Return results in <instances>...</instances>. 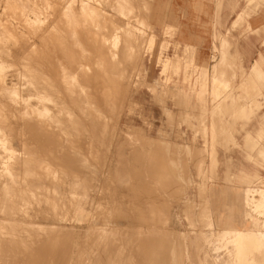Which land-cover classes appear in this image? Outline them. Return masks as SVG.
<instances>
[{"label":"rangeland","instance_id":"obj_1","mask_svg":"<svg viewBox=\"0 0 264 264\" xmlns=\"http://www.w3.org/2000/svg\"><path fill=\"white\" fill-rule=\"evenodd\" d=\"M82 1L0 0V170L11 165L15 172L19 171L20 182L13 184L14 189H20L18 191L8 185L10 195L9 190L5 188L7 192H4V186L0 185V189L11 196H2L0 190V214L3 213L0 219L10 222L12 216L17 218L11 224L6 222L9 226L5 225L6 230L4 227L0 232V264H148L150 248L156 244L159 252L153 257L154 264H178V228L188 237L190 264H199L195 252L198 242L199 249L204 253L208 249L218 260L211 259L208 264H236L241 258L238 246L256 239L247 236L239 243H231L232 235L219 237L218 233L221 229L238 228L241 216L237 208L239 204L243 209L240 197L246 189L251 190H247L246 197L252 199L247 207L254 213L253 223L259 216L258 225L253 229L264 230V212L259 202L264 196V154L257 163L236 158L241 167L252 169V174L243 182L235 183L240 186L236 198H228L229 185L234 184L227 180L229 160L221 157L222 165L215 167L216 158L212 154L228 152L222 140L227 134L207 133L206 126L214 122L213 127L219 130L226 129L227 124L219 121L217 111L206 107L212 106L208 101L219 103L232 97L225 93L233 92L234 71H238L239 62L226 55L223 42L219 49L214 48L213 63L208 56L204 61L197 60L196 51L189 47L185 48L182 61L178 57L177 21L174 15L153 12L158 0H89L87 7ZM261 3L262 0H258L249 4L259 6ZM245 16L238 22L243 23L252 15ZM157 24L164 29H156ZM119 76L124 85H120ZM94 90L102 92H98L101 95L98 99L102 100H98L97 109L85 103V96ZM237 92L238 106H251L249 110L257 115L255 120L264 121L258 116H264V101L258 95V88L247 85ZM256 101L262 103L258 113H255L259 105ZM26 125H30L29 128ZM27 131H30L28 135ZM185 131L187 133L183 134ZM5 146L15 153L5 150ZM14 155L17 158L14 159ZM16 159L19 163L13 165ZM214 167L220 178H225L221 179L222 192L226 193L222 197L213 175ZM5 177L6 181H11ZM189 197L199 203L191 210L187 204ZM7 198L15 202L11 199L13 203L9 200L12 204L5 206L9 202ZM12 207L17 208V215ZM214 207L222 210L217 217L224 224L219 227L212 224ZM11 208L13 213L8 212ZM178 213L182 223L178 222ZM43 215L50 219V226L45 227L47 224L40 219ZM126 218L132 219L130 224L126 223ZM21 221L35 222L39 229L22 231L26 228H19ZM71 227L75 229L72 231ZM262 234L259 241L263 244ZM246 258L253 260L249 254Z\"/></svg>","mask_w":264,"mask_h":264},{"label":"crops","instance_id":"obj_2","mask_svg":"<svg viewBox=\"0 0 264 264\" xmlns=\"http://www.w3.org/2000/svg\"><path fill=\"white\" fill-rule=\"evenodd\" d=\"M252 1L256 2L258 0H158V4L154 5L155 9L153 11L157 14H171L175 16L174 18L178 24V26H175V28L178 29V57L182 61L185 48L189 47L190 50L196 51V56L198 55L197 60L204 61L208 56L210 63H213L214 48L217 47L219 49V46L222 45L223 42V45L226 43V55H230V57L233 56L232 58L239 62L238 71H234V78L236 80L233 92L230 93L231 91H229L225 93V95H230L232 97L219 103H211V101H208L207 104L210 103L212 106L210 107V105H207L206 107V109L209 108L211 111H217L216 117H219V121L223 122V124H227V128L224 130L223 128L219 130L215 129L213 127L214 122L206 126L207 133L221 131L227 134L222 140L226 142L224 147L228 152L222 154L213 152L212 154L213 157L216 158L215 167L217 164L218 166L222 165V160L220 161L221 157H226L229 160L227 180L230 183H234L229 185V190L227 192V197L230 199L236 198L237 190L238 188L240 189V186L235 183L243 182L245 178H248L252 174V169L241 167V164L236 158L242 157L245 162L257 163L258 158H262L264 154V121L259 119L255 120L257 115L249 110L251 106L248 108L238 106L239 95L237 90L247 85L258 88V95L262 96V100L264 101V91L262 90L264 87V0H262L259 6L250 5L249 3ZM167 3H170V5H167ZM243 15H246L245 17L252 16L250 18H245L243 23L238 22V19H241ZM237 22L240 23L238 26H236ZM156 29H164V27H162L161 24H157ZM223 60L226 59L224 58ZM194 61L196 60L194 59ZM237 77L241 78V80L238 81ZM256 102L259 105L256 106L255 109H257V111L255 113H258L259 110H261L262 103H260V101ZM258 116L264 118L263 114ZM210 117H212V112ZM253 124L256 125V127L251 128L250 126ZM193 125L196 127L197 123ZM240 125H243V128L239 127ZM185 133L187 132H183V134ZM209 140L210 139H208V141ZM215 167L213 175L217 180L218 193L221 196L224 194V192H222L224 184L221 183V179L225 178H220ZM247 190L250 189L244 190L243 195L240 197L243 209L239 204L237 208L241 216L238 217V228L221 229L218 234L220 237L226 232L229 234L240 233L243 238H247L248 236L251 239L254 236L256 240L258 239V242L254 240L256 244L255 247H253L254 245L251 242L239 246L241 258L236 264H246V257L248 254L252 255L253 264H264V243L262 244V242L259 241V235L264 233V230L256 231L253 229L254 213L251 211V207H247L248 201H250V197H246ZM187 202L190 210L194 205H199L198 202L192 201L190 197ZM212 204L216 205L218 203ZM208 211L209 209L207 213ZM221 213L222 210L217 207L211 210V214L215 216V218L211 219L213 226L219 227L224 224L223 221L217 217ZM178 222L182 223L179 213ZM194 222H198V220H194ZM208 222L210 221L208 220ZM197 233L199 235L198 230ZM187 241L188 237L182 234L178 228V264H190L189 260L191 255L188 251V246L190 244ZM195 252L199 264H204V262L208 264L211 259H213L214 262L218 261L215 254L210 253L208 249H206L205 253L199 249V242L197 243ZM199 254L200 257H198ZM204 254H206V257L203 256Z\"/></svg>","mask_w":264,"mask_h":264},{"label":"bare ground","instance_id":"obj_3","mask_svg":"<svg viewBox=\"0 0 264 264\" xmlns=\"http://www.w3.org/2000/svg\"><path fill=\"white\" fill-rule=\"evenodd\" d=\"M16 1H17V0H16ZM81 1H82V0H81ZM13 2H15V1H13ZM7 3H8V2H7ZM82 3L87 7V4H89L90 2H89V0H83ZM17 4H18V3H17ZM23 4H24V3H23ZM11 5H12V4H11ZM42 5H43V4H42ZM7 6H8V5H7ZM20 6H21V5H20ZM36 7H37V6H36ZM8 8H9V7H8ZM14 8H15V7H14ZM36 9H37V8H36ZM80 9H81V8H80ZM15 10H16V9H15ZM95 10H96V9H95ZM85 11H86V10H85ZM89 11H90V10H89ZM25 13H26V12H25ZM29 13H30V12H29ZM33 13H34V12H33ZM94 13H95V11H94ZM96 13H97V12H96ZM22 16H23V15H22ZM31 16H32V15H31ZM35 16H36V15H35ZM35 19H36V18H35ZM84 19H85V18H84ZM30 20H31V19H30ZM37 20H38V19H37ZM25 21H26V20H25ZM86 21H87V20H86ZM17 22H18V21H17ZM33 22H35V21L33 20ZM3 26H4V25H3ZM26 26H27V25H26ZM14 27H15V25H14ZM10 28H11V27H10ZM2 30H4V29H2ZM35 32H36V31H35ZM71 32H72V31H71ZM76 32H77V31H76ZM2 33H4V32H2ZM5 33H6V32H5ZM8 33H9V32H8ZM11 33H12V32H11ZM32 33H33V32H32ZM14 34H15V33H14ZM23 34H24V33H23ZM23 34H22V35H23ZM5 35H6V34H5ZM7 35H8V34H7ZM12 35H13V34H12ZM12 35H11V36H12ZM68 35H69V34H68ZM13 36H14V35H13ZM70 36H71V35H70ZM78 36H79V35H78ZM5 37H6V40H7V36H5ZM5 37H4V38H5ZM11 38H12V37H11ZM14 38H16V37H14ZM2 39H3V38H2ZM75 39H76V38H75ZM4 41H5V40H4ZM23 41H24V40H23ZM26 41H27V40H26ZM76 41H77V40H76ZM5 42H6V41H5ZM0 43H1V42H0ZM11 43H12V42H11ZM17 43H18V42H17ZM62 43H63V42H62ZM28 45H29V44H28ZM0 46H1V45H0ZM63 46H64V45H63ZM3 47H4V46H3ZM10 48H11V47H10ZM1 50H2V49H1ZM8 51H9V50H8ZM14 51H15V50H14ZM28 51H29V50H28ZM30 51H31V50H30ZM30 53H31V52H30ZM77 58H78V57H77ZM64 59H65V58H64ZM74 59H75V58H74ZM80 60H81V58H80ZM218 60H219V59H218ZM83 61H84V60H83ZM219 61H220V60H219ZM2 63H3V62H2ZM24 64H25V63H24ZM28 64H29V63H28ZM2 65H3V64H2ZM30 65H31V63H30ZM6 67H7V66H6ZM6 67H5V68H6ZM22 67H23V66H22ZM32 67H33V66H32ZM34 68H35V67H34ZM80 68H81V67H80ZM82 68H83V67H82ZM215 69H216V68H215ZM65 70H66V69H65ZM77 70H78V69H77ZM83 70H84V69H83ZM67 71H68V70H67ZM63 72H64V71H63ZM30 73H31V72H30ZM19 74H20V73H19ZM25 74H27V73H25ZM33 74H34V73H33ZM45 74H46V73H45ZM54 74H55V73H54ZM29 75H30V74H29ZM47 75H48V74H47ZM85 75H87V74H85ZM4 76H5V75H4ZM26 76H27V75H26ZM26 76H25V77H26ZM67 76H68V75H67ZM241 76H242V75H241ZM65 77H66V76H65ZM88 77H90V76H88ZM88 77H87V78H88ZM91 77H92V76H91ZM101 77H102V76H101ZM103 77H104V76H103ZM119 77H120V76H119ZM122 77H123V76H122ZM231 77H232V76H231ZM57 78H58V77H57ZM57 78H56V79H57ZM60 78H61V76H60ZM72 78H73V77H72ZM87 78H86L85 82L87 81ZM95 78L97 79V77H95ZM37 79H38V78H37ZM63 79H64V78H63ZM99 79H100V78H99ZM102 79H103V78H102ZM109 79H110V78H109ZM119 79L122 80V82H121L120 85H124V84H122V83H123V78L120 77ZM65 80H66V78H65ZM65 80H64V81H65ZM78 80H79V79H78ZM104 80H105V79H104ZM116 80H118V79H116ZM69 81H70V80H69ZM101 81H102V80H101ZM39 82H40V81H39ZM55 82H56V81H55ZM88 82H89V81H88ZM95 82H96V80H95ZM111 82H112V81H111ZM41 83H42V82H41ZM66 83H67V82H66ZM70 83H71V82H70ZM89 83H90V82H89ZM92 83H94V82L92 81ZM103 83H104V82H103ZM106 83H107V82H106ZM119 83H120V81L117 83V84H118V87L121 88L122 86H120ZM62 84H63V83H62ZM77 84H79V82H78ZM82 84H83V83H82ZM84 84H85V83H84ZM96 84H97V83H96ZM113 84H114V83H113ZM115 84H116V82H115ZM117 84H116V85H117ZM245 84H246V83H245ZM37 85H38V84H37ZM63 85H64V84H63ZM68 85H69V84H68ZM72 85H73V84H72ZM79 85H80V84H79ZM93 85H95V84H93ZM109 85H110V84H109ZM111 85H112V84H111ZM44 86H45V85H44ZM47 86H48V85H47ZM66 86H67V85H66ZM82 86H83V85H82ZM89 86H90V85H89ZM100 86H101V85H100ZM114 86H115V85H114ZM38 87H39V86H38ZM74 87H75V86H74ZM90 87H91V86H90ZM98 87H99V86H98ZM42 88H43V87H42ZM42 88H41V89H42ZM62 88H63V87H62ZM76 88H77V86H76ZM81 88H82V87H81ZM104 88H105V87H103V89H104ZM111 88H112V87H111ZM115 88H116V87H115ZM5 89H6V88H5ZM41 89H40V91H42ZM43 89H44V88H43ZM93 89H94V88H93ZM109 89H110V88H109ZM37 90H38V89H37ZM53 90H54V89H53ZM67 90H68V89H67ZM69 90H70V89H69ZM73 90H74V89H73ZM77 90H78V89H77ZM83 90H84V89H83ZM91 90H92V88H91ZM95 90H96V89H95ZM95 90H94V91H95ZM105 90H106V89H105ZM107 90H108V89H107ZM112 90H113V89H112ZM116 90L118 91V89H116ZM5 91H6V90H5ZM38 91H39V90H38ZM38 91H37V92H38ZM40 91H39V92H40ZM71 91H72V88H71ZM85 91H86V90H85ZM85 91H84V93H86ZM94 91L92 92L94 95H93L92 93H90V91L88 92V93H90V94L87 93L88 95H86V94H85L86 96L84 95V96H85V103H87V105H89L91 108H93V109H97V103H98V100H100V99L102 100V98L98 99V96H99V95H98V92H99V91H95V92H94ZM113 91H114V94H115V89H114ZM16 92H17V91H16ZM44 92H45V91H44ZM69 92H70V91H69ZM72 92H73V91H72ZM79 92H80V91H79ZM100 92H101V91H100ZM100 92H99V94H102V92H101V93H100ZM49 93H50V92H49ZM54 93H55V92H53V94H54ZM105 93H106V92H105ZM4 94H5V93H4ZM12 94H13V93H12ZM43 94H44V93H43ZM65 94H66V93H65ZM70 94H71V93H70ZM114 94H113V95H114ZM2 95H3V94H2ZM40 95H41V93H40ZM57 95H58V94H57ZM105 95H106V94H105ZM115 95H116V94H115ZM3 96H4V95H3ZM5 96H6V95H5ZM42 96H43V95H42ZM100 96H101V95H100ZM100 96H99V97H100ZM117 96H118V95H116L115 97H117ZM44 97L46 98V97H48V96H44ZM64 97H65V96H64ZM16 98H17V97H16ZM40 98H42V97H40ZM49 98H50V97H49ZM50 99H51V98H50ZM64 99H65V98H64ZM77 99H78V98H77ZM58 100H59V99H58ZM61 100H62V98H61ZM83 100H84V99H83ZM83 100H82V101H83ZM205 100H206V99H205ZM79 101H80V100H79ZM53 102H54V101H53ZM53 102H52V103H53ZM63 102H64V101H63ZM70 102H71V101H70ZM104 102H105V101H104ZM111 102H112V101H111ZM16 103H17V102H16ZM61 103H62V102H61ZM83 103H84V101H83ZM105 103H106V102H105ZM11 104H12V103H11ZM14 104H15V103H14ZM109 104H110V103H109ZM55 105H56V104H55ZM55 105H54V106H55ZM68 105H69V104H68ZM68 105H67V106H68ZM70 105H71V104H70ZM15 106H16V105H15ZM68 107H69V106H68ZM98 107H100V106L98 105ZM26 108H28V107H26ZM0 110H1V109H0ZM16 110H17V109H16ZM26 110H27V109H26ZM71 110H72V109H71ZM87 110L89 111V109H87ZM87 110H86V111H87ZM7 111H8V110H7ZM88 111H87V112H88ZM95 111H96V110H95ZM15 112H17V111H15ZM15 112H13V113H15ZM27 112H28V111H27ZM67 112H69V111H67ZM87 112H86V113H87ZM91 112H92V111H91ZM96 112H97V111H96ZM98 112H99V109H98ZM119 112H120V111H119ZM10 113H11V112H10ZM29 113H30V112H29ZM61 113H62V112H61ZM32 114H33V113H32ZM47 114H48V113H47ZM68 114H69V113H68ZM68 114H67V115H68ZM96 114H97V113H96ZM5 115H6V114H5ZM17 115H19V114H17ZM64 115H65V114H64ZM79 115H80V114H79ZM85 115H86L88 118H90V117L92 118V116H88V115H91L90 112H89L88 115H87V114H85ZM85 115H84V116H85ZM70 116H71V115H70ZM84 116H83V117H84ZM86 116H85V118H86ZM32 117H33V116H32ZM36 117H37V116H36ZM36 117H35V118H36ZM65 117H68V116H65ZM74 117H75V116H74ZM76 117H77V116H76ZM78 117H79V116H78ZM78 117H77V118H78ZM80 117H81V116H80ZM6 118H7V116H6ZM8 118H9V117H8ZM11 118H12V116H11ZM52 118H53V117H52ZM85 118H83V119H85ZM93 118H94V117H93ZM4 119H5V118H4ZM24 119H25V118H24ZM30 119H31V118H30ZM37 119H38V118H37ZM41 119H42V118H41ZM79 119H80V118H79ZM83 119H82V120H83ZM86 119H87V118H86ZM86 119H85V120H86ZM171 119H172V118H171ZM21 120H22V119H21ZM38 120H39V119H38ZM80 120H81V119H80ZM87 120H88V119H87ZM5 121L7 122V120H5ZM8 121H9V120H8ZM54 121H55V120H54ZM59 121H60V120H59ZM70 121H71V120H70ZM14 122H15V121H14ZM40 122H41V121H40ZM57 122H58V121H57ZM86 122H87V121H86ZM9 123H10V122H9ZM9 123H8V124H9ZM24 123H25V122H24ZM26 123H27V122H26ZM26 123H25V124H26ZM32 123H33V121H32ZM62 123H63V122H62ZM82 123H83V122H82ZM17 124H18V122H17ZM37 124H38V123H37ZM43 124H45V123H43ZM43 124H42V125H43ZM85 124H86V123H85ZM34 125H35V123H34ZM38 125H39V124H38ZM46 125H47V124H46ZM2 126H3V125H2ZM22 126H24V124H23ZM28 126H30V125H28ZM28 126L26 125L25 127H28ZM44 126H45V125H44ZM8 127H9V126H8ZM33 127H36V126H33ZM58 127H59V126H58ZM15 128H16V127H15ZM28 128H29V127H28ZM28 128H27V129H28ZM39 128H40V127H39ZM8 129H9V128H8ZM11 129H12V128H11ZM13 129H14V128H13ZM24 129H26V128H24ZM31 129H32V128H31ZM2 130H3V129H2ZM15 130H16V129H15ZM28 130H29V129H28ZM38 130H39V129H38ZM223 130H224V128H223ZM6 131H7V130H6ZM11 131H12V130H11ZM17 131H18V130H17ZM17 131H16V133H17ZM36 131H37V129H36ZM36 131H35V132H36ZM39 131H40V130H39ZM39 131H38V132H39ZM42 131H43V130H42ZM45 131H46V130H45ZM47 131H48V130H47ZM49 131H50V130H49ZM12 132H13V131H12ZM12 132H11V134H12ZM18 132H19V131H18ZM25 132H26V130H25ZM28 132H30V131H27V135H28ZM38 132H37V133H38ZM84 132H85V131H84ZM96 132H97V131H96ZM227 132H228V131H227ZM13 133H15V132H13ZM23 133H24V132H23ZM41 133H42V132H41ZM48 133H49V132H48ZM50 133H51V132H50ZM52 133H53V132H52ZM52 133H51V134H52ZM63 133H64V132H63ZM24 134H25V133H24ZM39 134H40V133H39ZM39 134H38V135H39ZM44 134H45V133H44ZM54 134H55V133H54ZM13 135H14V134H13ZM15 135H16V134H15ZM33 135H34V134H33ZM89 135H90V133H89ZM39 136H40V135H39ZM39 136H37V137H39ZM41 136H42V135H41ZM43 136H44V135H43ZM53 136H54V135H53ZM58 136H59V135H58ZM0 137H1V136H0ZM94 137H95V136H94ZM22 138H23V137H22ZM48 138H49V137H48ZM27 139H28V138H27ZM42 139H43V138H41L40 142L42 141ZM66 139H67V138H66ZM66 139H65V140H66ZM37 140H38V139H37ZM47 140H48V139H47ZM71 140H72V139H71ZM32 141H33V140H32ZM49 141H50V140H49ZM55 141H56V140H55ZM60 141H61V140H60ZM5 142H6V141H5ZM9 142H10V141H9ZM30 142H31V141H30ZM6 143H7V142H6ZM45 143H46V142H45ZM8 144H10V143H8ZM29 145H30V144H29ZM12 146H13V145H12ZM50 146H51V145H50ZM13 147H14V146H13ZM65 147H67V146H65ZM65 147H64V148H65ZM9 148H10V147H9ZM4 149L10 151L11 153H15V150H13L12 148L8 149L7 146H5ZM33 149H34V148H33ZM66 149H67V148H66ZM40 150H41V149H40ZM50 150H51V149H50ZM73 150H74V149H73ZM25 151H26V150H25ZM69 151H70V150H69ZM37 152H38V150H37ZM70 152H71V151H70ZM30 153H31V151H30ZM67 153H68V152H67ZM36 154H37V153H36ZM39 154H40V153H39ZM47 154H48V153H47ZM64 154H65V153H64ZM70 154H71V153H70ZM73 154H74V153H73ZM9 155H10V154H9ZM27 155H28V154H27ZM34 155H35V154H34ZM14 156H15V155H14ZM25 156H26V155H25ZM28 156H29V155H28ZM9 157H10V156H9ZM23 157H24V156H23ZM23 157H22V158H23ZM29 157H30V156H29ZM49 157H50V156H49ZM49 157H48V159H49ZM51 157H52V156H51ZM71 157H72V156H71ZM0 158H1V157H0ZM15 158H17V157L15 156L14 159H15ZM25 158H26V161H27V157H25ZM41 158H42V157H41ZM55 158H58V156L55 157ZM1 159H2V158H1ZM3 159H4V158H3ZM7 159H8V157H7ZM11 159L13 160V157H12ZM11 159H10V160H11ZM45 159H46V158H45ZM70 159H71V158H70ZM16 160H17V159H16ZM29 160H30V159H29ZM58 160H59V159H58ZM0 161H1V160H0ZM2 161H3V160H2ZM26 161H25V162H26ZM35 161H36V160H35ZM38 161H39V160H38ZM42 161H43V160H42ZM45 161H46V160H45ZM50 161H51V160H50ZM55 161H56V160H55ZM59 161H60V160H59ZM87 161H88V160H87ZM13 162H14V161H13ZM13 162H10V163H13ZM28 162H31V161H28ZM28 162H27V164H30V163H28ZM80 162H81V161H80ZM119 162H120V161H119ZM0 163H1V162H0ZM5 163H6V162H5ZM15 163H16V164L19 163L18 160L15 161V162L13 163V165H14ZM20 163H21V162H20ZM22 163L24 164V162H22ZM38 163H39V162H38ZM56 163H57V162H56ZM84 163H85V162H84ZM27 164L25 163V166H26ZM31 164H32V163H31ZM39 164H40V163H39ZM41 164H42V166H44L43 163H41ZM41 164H40V165H41ZM54 164H55V163H54ZM79 164H80V163H79ZM33 165H34V164H33ZM40 165H39V166H40ZM50 165H53V164H50ZM59 165H60V164H59ZM64 165H65V164H64ZM74 165H75V164H74ZM125 165H126V164H125ZM2 166H3V164H2ZM10 166H11V165H10ZM10 166H9V168L2 169V171L0 170L1 172H3V173L0 172V183H1L0 185H3V186H4V192H7L6 189H8V190L10 189L9 186H12L13 184H16V185H17V183L19 182V180H18V176H19L18 173H19V171H18V173H17V171L15 172V170H13V168H10ZM47 166H49V165H47ZM56 166H57V165H56ZM61 166H62V165H61ZM81 166H82V165H81ZM27 167H29V166H27ZM30 167H31V166H30ZM163 167H164V166H163ZM22 168H23V167H21V169H22ZM41 168H42V167H41ZM48 168H49V167H48ZM52 168H54V167H52ZM64 168H65V167H64ZM67 168H68V167H67ZM17 169H18V168H17ZM17 169H16V170H17ZM39 170H40V168H39ZM54 170H55V169H54ZM61 170H62V169H61ZM69 170H70V169H69ZM27 171H28V170H27ZM40 171H41V170H40ZM47 171H49V170H47ZM59 171H60V170H59ZM67 171H68V170H67ZM117 171H118V170H117ZM182 171H183V170H182ZM62 172H63V171H62ZM69 172H70V171H69ZM165 172H166V171H165ZM21 173H22V172H21ZM39 173H40V172H39ZM43 173H44V172H43ZM49 173H50V172H49ZM71 173H72V172H71ZM91 173H92V172H91ZM4 174L7 176V178H8V177L10 178V180H11L10 182H9V181H6V177H5ZM23 174H24V173H23ZM29 174H30V173H29ZM33 174H36V172H34ZM75 174H76V173H75ZM44 175H45V174H44ZM44 175H43V176H44ZM55 175H56V174H55ZM62 175H63V173H62ZM118 175H119V174H118ZM183 175H185V174H183ZM2 176L5 177V179H4ZM24 177H25V176H24ZM33 177H34V176H33ZM185 177H186V176H185ZM43 178H44V177H43ZM72 178H73V177H72ZM97 178H98V177H97ZM24 179H25V178H24ZM33 179H34V178H33ZM38 179H39V178H38ZM74 179L76 180V178H74ZM20 180H21V179H20ZM49 180H50V179H49ZM40 181H42V180H40ZM43 181H44V179H43ZM159 181H160V180H159ZM24 182H25V181H24ZM45 182H46V181H45ZM52 182H53V180H52ZM75 182H76V181H75ZM19 183H20V182H19ZM19 183H18V184H19ZM47 183H48V182H47ZM61 183H62V182H60V184H61ZM156 183H157V182H156ZM9 184H10V185H9ZM26 184H27V182H26ZM56 184H57V183H56ZM62 184H63V183H62ZM8 185H9V186H8ZM16 185H15V186H16ZM30 185H31V184H30ZM40 185H41V184H40ZM44 185H45V184H44ZM46 185H47V184H46ZM69 185H71V184H69ZM69 185H68V186H69ZM82 185H83V183H82ZM3 186H2V187H3ZM5 186H7L8 188L5 187ZM15 186L13 185L12 188L14 189ZM27 186H28V185H27ZM53 186H54V185H53ZM56 186H57V185H56ZM74 186H75V185H74ZM44 187H46V186H43V188H44ZM49 187H50V186H49ZM51 187H52V186H51ZM100 187H101V186H100ZM159 187H160V186H159ZM0 188H1V187H0ZM5 188H6V189H5ZM16 188H17V187H16ZM16 188L14 189V191L17 190ZM21 188H23V187H21ZM40 188H41V187H40ZM68 188H69V187H68ZM13 189H11V190L13 191ZM24 189H26V188H24ZM72 189H73V188H72ZM0 190H2L1 192H3V189H0ZM18 190H20V189H18ZM18 190H17V191H18ZM35 190H36V189H35ZM37 190H38V188H37ZM37 190H36V191H37ZM49 190H50V188H49ZM55 190H56V189H55ZM58 190H59V188H58ZM70 190H71V189H70ZM75 190H76V189H75ZM99 190H100V189H99ZM17 191H16V193H17ZM25 191H27V190H25ZM89 191H90V190H89ZM1 192H0V194H1ZM4 192L2 193V196L5 194ZM27 192H28V191H27ZM37 192H38V191H37ZM56 192H57V191H56ZM66 192H68V191H66ZM84 192H85V191H84ZM87 192H88V191H87ZM11 193H12V192H11ZM11 193H10V190H9V195H10ZM32 193H33V192H32ZM41 193H42V192H41ZM47 193H48V192H47ZM47 193H46V194H47ZM53 193H54V192H53ZM58 193H59V192H58ZM82 193H83V192H82ZM6 194H7V193H6ZM6 194H5L4 196H6ZM33 194H34V193H33ZM44 194H45V193H44ZM46 194H45V195H46ZM68 194H69V193H68ZM187 194H188V193H187ZM7 195H8V194H7ZM9 195H8V196H9ZM38 195H39V194H38ZM41 195H42V194H41ZM54 195H55V193H54ZM127 195H129V194L127 193ZM2 196L0 195L1 198H2ZM12 196H13V194H12ZM15 196H17V195H15ZM18 196H19V195H18ZM23 196H24V195H23ZM36 196H37V195H36ZM43 196H44V195H43ZM68 196H69V195H68ZM9 197H11V196H9ZM26 197H27V195H26ZM39 197H40V196H39ZM59 197H60V196H59ZM13 198H15V197L13 196ZM50 198H52V197H50ZM54 198H55V197H54ZM57 198H58V196H57ZM80 198H81V197H80ZM88 198H89V197H88ZM11 199H12V198H10L9 200L11 201ZM52 199H53V198H52ZM63 199H64V198H63ZM3 200H4V197H3ZM5 200H6V199H5ZM7 200H8V198H7ZM7 200H6V201H7ZM9 200H8V201H9ZM14 200H16V203H17V198H15ZM20 200H21V199H20ZM27 200H28V199H27ZM33 200H34V198H33ZM47 200H48V199H47ZM250 200H252V199H250ZM10 201H9V202H6V203H5V206H6V204H9ZM12 201H13V199H12ZM12 201H11V202H12ZM89 201H90V200H89ZM1 202H2V199H1ZM13 202H15V201H13ZM13 202H12V203H13ZM20 202H21V201H20ZM20 202H19V204H20ZM99 202H100V201H99ZM259 202H260V204L262 205V209H263V212H264V196H262V200L259 201ZM3 203H4V201L2 202V204H3ZM12 203H10V204H12ZM16 203H15V204H16ZM64 203H65V202H64ZM75 203H76V202H75ZM83 203H84V202H83ZM19 204H17V205H19ZM24 204H25V203H24ZM0 205H1V204H0ZM22 205H23V204H22ZM30 205H31V204H30ZM30 205H29V206H30ZM49 205H50V204H49ZM60 205H61V204H60ZM77 205H78V203H77ZM166 205H167V204H166ZM31 206H32V205H31ZM63 206H64V204H63ZM65 206H67V205H65ZM82 206H83V205H82ZM1 207L3 208L4 206H1ZM21 207H22V206H21ZM21 207H20V208H21ZM45 207H46V206H45ZM50 207H51V206H50ZM4 208H5V207H4ZM12 208L14 209L15 207H12ZM12 208H11V210H9L8 212L11 211V212L13 213ZM17 208H18V206H17ZM17 208H15L16 215H17ZM41 208H42V207H41ZM148 208H149V207H148ZM7 209H8V208H7ZM7 209H5V210H7ZM21 209H22V208H21ZM21 209H20V210H21ZM56 209H57V208H56ZM112 209H113V208H112ZM118 209H119V208H118ZM143 209H144V208H143ZM146 209H147V208H146ZM157 209H158V208H157ZM157 209H156V210H157ZM0 210H1V209H0ZM23 210H24V209H23ZM28 210H29V209H28ZM41 210H42V209H41ZM46 210H47V209H46ZM95 210H96V209H95ZM160 210H161V209H160ZM206 210H207V209H206ZM15 211H14V212H15ZM18 211H19V210H18ZM25 211H26V210H25ZM34 211H35V209H34ZM43 211H44V210H43ZM2 212H3V211H1V213H2ZM5 212H6V211H5ZM26 212H27V211H26ZM57 212H58V211H57ZM57 212H56V213H57ZM62 212H63V211H62ZM147 212H148V210H147ZM161 212H162V211H161ZM12 213H10V215H12ZM30 213H31V212H30ZM32 213H34V212H32ZM149 213H150V212H149ZM157 213H158V212H157ZM2 214H3V213H2ZM2 214H0V215H2ZM8 214H9V213H8ZM18 214H19V213H18ZM21 214H22V213H21ZM36 214H37V213H36ZM61 214H62V213H61ZM131 214H132V213H131ZM145 214H146V213H145ZM5 215L7 216V213H6ZM5 215H4V216H5ZM10 215H9V216H10ZM24 215H25V214H24ZM32 215H33V214H32ZM38 215H39V214H38ZM50 215H51V214H50ZM55 215H56V214H55ZM62 215H63V214H62ZM159 215H161V214L159 213ZM167 215H168V214H167ZM6 216H5V217H6ZM132 216H133V215H132ZM12 217H13V219L16 218L15 215L12 216ZM19 217H20V216H19ZM19 217H18V218H19ZM258 217H259V216H258ZM258 217H256L255 222L252 224L253 226H257V225H258V223H257V221H256V220L258 219ZM2 218H3V216H2ZM7 218H8V217H7ZM9 218H10V217H9ZM167 218H168V217H167ZM3 219H4V218H3ZM10 219H12V218H10ZM13 219H12V220H13ZM16 219H17V218H16ZM40 219L42 220V222H44V223L47 224L45 227H48V226L51 225L50 222H49L50 219H49L47 216H44V215H43ZM55 219H56V218H55ZM60 219H61V218H60ZM104 219H107V217H105ZM152 219H153V218H152ZM162 219H163V218H162ZM12 220H11V221H12ZM108 220H109V219H108ZM131 220H132V219H128V218L125 219V221H126L127 224H130V221H131ZM145 220H146V219H145ZM147 220H148V219H147ZM149 220H150V219H149ZM11 221L9 222L8 219H7V220H5V219L2 220V219H0V232L3 231L5 225H6V226H9V225L6 224V222L9 223V224H11V223L14 222V221H12V222H11ZM140 221H141V220H140ZM83 222H84V221H83ZM109 222H110V221H109ZM142 222H143V221H142ZM148 222L150 223V221H148ZM143 223H144V222H143ZM145 223H147V222H145ZM151 223H152V222H151ZM153 223H154V221H153ZM205 223H206V222H205ZM207 223H208V222H207ZM17 224H18V222H17ZM12 225H13V224H12ZM19 225H20L19 228H20L21 226H23L24 228H26V229H23L22 231L27 230V229H29V230H33V229H35V228H36L35 230H38V229H39V228L37 229V227H35V226L38 225V224H36L35 222H31V221H29V222H22V221H21V222L19 223ZM42 225H43V224H42ZM118 225H119V224H118ZM147 225H148V224H147ZM162 225H163V224H162ZM14 226H16V225H14ZM157 226H158V225H157ZM12 227H13V226H12ZM16 227H17V226H16ZM16 227H15V228H16ZM34 227H35V228H34ZM39 227H42V226H39ZM45 227H43V228H45ZM62 227H63V226H62ZM9 228L12 230L11 227H9ZM15 228L13 227V230H14ZM17 228H18V227H17ZM43 228H42V229H43ZM52 228H53V227H52ZM52 228H50V229H52ZM58 228H59V227H58ZM63 228H64V227H63ZM7 229H8V227H7ZM71 229H72V231H73V229H75V227H71ZM123 229H124V228H123ZM127 229H128V228H127ZM132 229H133V228H132ZM5 230H6V227H5ZM5 230H4V232H6ZM8 230H9V229H8ZM52 230H53V229H52ZM65 230H66V229H65ZM153 230H154V229H153ZM14 231H15V232H17V231L19 232V230H17V231L14 230ZM14 231H13V233L15 234ZM45 231H46V230H45ZM56 231H57V230H56ZM58 231H59V230H58ZM114 231H116V230H114ZM10 232H11V231H10ZM32 232H34V231H32ZM32 232H31V235H33ZM41 232H42V231H41ZM43 232H44V231H43ZM110 232H111V231H110ZM128 232H129V231H128ZM164 232H165V231H164ZM225 232H226V231H225ZM225 232H224V233H225ZM21 233H22V232H21ZM86 233H88V232H86ZM169 233H170V232H169ZM222 233H223V232H222ZM1 234H2V233H1ZM6 234H7V232H6ZM18 234H19V233H18ZM25 234H26V233H25ZM120 234H121V233H120ZM124 234H125V233H124ZM228 234H229V233L226 232L224 235H228ZM15 235H16V234H15ZM34 235H35V234H34ZM76 235H77V234H76ZM78 235H79V233H78ZM96 235H97V234H96ZM135 235H136V234H135ZM137 235H138V234H137ZM224 235H223V236H224ZM230 235H232V236H231V237H232V238H231V243H239V241L241 242V240H243V236H242L240 233H236V234H231V233H230ZM9 236H10V235H9ZM16 236H18V235H16ZM19 236H20V235H19ZM23 236H24V235H23ZM36 236H38V235H36ZM39 236H40V235H39ZM113 236H114V235H113ZM130 236H131V235H130ZM241 236H242V237H241ZM14 237H15V236H14ZM14 237H13V238H14ZM108 237H109V236H108ZM136 237H138V236H136ZM179 237H180V236H179ZM181 237H182V236H181ZM33 238H34V237H33ZM35 238H36V237H35ZM37 238H38V237H37ZM37 238H36V239H37ZM228 238H229V237H228ZM262 238H263L262 241H264V234H262ZM9 239H10V238H9ZM19 239H20V238H19ZM31 239H32V238H31ZM106 239H107V238H106ZM135 239H136V238H135ZM177 239H178V238H177ZM10 240H11V239H10ZM12 240H14V239H12ZM24 240H25V238H24ZM28 240H29V239H28ZM39 240H40V239H39ZM64 240H65V239H64ZM174 240H175V239H174ZM249 240H250V239H249ZM0 241H1V240H0ZM16 241H17V239H16ZM33 241H34V240H33ZM37 241H38V240H37ZM52 241H53V240H52ZM67 241H68V240H67ZM118 241H119V240H118ZM123 241H124V240H123ZM1 242H2V241H1ZM17 242H18V241H17ZM42 242H43V241H42ZM165 242H166V241H165ZM165 242H164V243H165ZM250 242H251V240H250ZM250 242H248V243H250ZM30 243H31V242H30ZM40 243H41V242H40ZM53 243H54V242H53ZM113 243H114V242H113ZM252 243H253V245H254L253 247H255V246H256L255 242H252ZM1 244H2V243H1ZM1 244H0V246H1ZM17 244H18V243H17ZM19 244H20V243H19ZM19 244H18V245H19ZM26 244H27V243H26ZM38 244H39V243H38ZM56 244H58V243H56ZM105 244H106V243H105ZM22 245H23V244H22ZM45 245H47V244H45ZM51 245H53V244L51 243ZM94 245H95V244H94ZM240 245H241V244H240ZM30 246H31V245H30ZM47 246H48V245H47ZM5 247H6V246H5ZM22 247H23V246H22ZM35 247H36V246H35ZM37 247H38V246H37ZM43 247H44V246H43ZM78 247H80V246H78ZM8 248H9V247H8ZM65 248H66V247H65ZM73 248H74V247H73ZM135 248H136V247H135ZM158 248H159L158 244H156L155 246H153V248H150V255H149V259H150V262H149V263H150V264H154V262H153V257L156 256V255L158 254V252H159V251H158ZM76 249H77V248H76ZM97 249H98V248H97ZM127 249H128V248H127ZM162 249H163V248H162ZM9 250H10V249H9ZM13 250H14V248H13ZM30 250H31V249H30ZM34 250H35V248H34ZM237 250H239V246H238ZM54 251H56V250H54ZM63 251H64V250H63ZM79 251H80V250H79ZM103 251H105V250H103ZM112 251H113V250H112ZM129 251H130V250H129ZM25 252H26V251H25ZM25 252H24V253H25ZM56 252H57V251H56ZM64 252H66V250H65ZM93 252H94V251H93ZM7 253H8V252H7ZM28 253H29V252H28ZM40 253H41V252H40ZM61 253H62V252H61ZM17 254H18V253H17ZM17 254H16V255H17ZM65 254H66V253H64L63 256H64ZM3 255H4V254H3ZM6 255H7V254H6ZM24 255H25V254H24ZM50 255H51V254H50ZM57 255H58V254H57ZM86 255H87V254H86ZM40 256H41V255H40ZM52 256H53V255H52ZM54 256H55V255H54ZM63 256H62V258H63ZM76 256H77V255H76ZM22 257H23V256H22ZM49 257H50V256H48V258H49ZM118 257H119V256H118ZM158 257H159V256H158ZM25 258H27V257H25ZM44 258H45V257H44ZM64 258H65V256H64ZM64 258H63V261H65ZM54 259H56V258H54ZM175 259H176V257L173 256V260H175ZM252 259H253V258H252ZM3 260H4V259H3ZM49 260H51V259H49ZM80 260H81V259H80ZM107 260H108V259H107ZM155 260H156V259H155ZM23 261H24V260H23ZM61 261H62V260H61ZM92 262H93V261H92ZM8 263H9V262H8ZM46 263H47V262H46ZM97 263H98V261H97ZM102 263H103V262H102ZM149 263H148V264H149ZM155 263H156V261H155ZM170 263H171V262H170ZM24 264H25V263H24ZM29 264H30V263H29ZM50 264H53V263H50ZM63 264H64V263H63ZM92 264H93V263H92ZM246 264H252V260L246 258Z\"/></svg>","mask_w":264,"mask_h":264}]
</instances>
